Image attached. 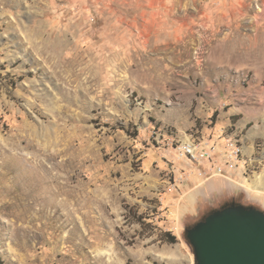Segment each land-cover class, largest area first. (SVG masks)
<instances>
[{
    "label": "rangeland",
    "instance_id": "374dc122",
    "mask_svg": "<svg viewBox=\"0 0 264 264\" xmlns=\"http://www.w3.org/2000/svg\"><path fill=\"white\" fill-rule=\"evenodd\" d=\"M262 174L264 0H0V264H195Z\"/></svg>",
    "mask_w": 264,
    "mask_h": 264
},
{
    "label": "water",
    "instance_id": "95a60500",
    "mask_svg": "<svg viewBox=\"0 0 264 264\" xmlns=\"http://www.w3.org/2000/svg\"><path fill=\"white\" fill-rule=\"evenodd\" d=\"M195 264H264V211L231 204L186 230Z\"/></svg>",
    "mask_w": 264,
    "mask_h": 264
},
{
    "label": "built area",
    "instance_id": "2783aa9c",
    "mask_svg": "<svg viewBox=\"0 0 264 264\" xmlns=\"http://www.w3.org/2000/svg\"><path fill=\"white\" fill-rule=\"evenodd\" d=\"M206 146H210V144L208 142H205L202 146L194 143L184 144L178 150V157L182 161L188 160L196 164H206L215 158L213 156L214 152L208 150ZM238 153L239 149L235 151L236 155H238ZM231 157H233V155H231ZM217 170L218 173H221V168ZM213 176H215V174H213Z\"/></svg>",
    "mask_w": 264,
    "mask_h": 264
},
{
    "label": "crops",
    "instance_id": "0c3cea01",
    "mask_svg": "<svg viewBox=\"0 0 264 264\" xmlns=\"http://www.w3.org/2000/svg\"><path fill=\"white\" fill-rule=\"evenodd\" d=\"M206 183H205V185H206ZM223 185H228L229 188H232V184L230 182H225V180H222V179L221 180L216 179V180H213V182L210 181L208 183V186H205L202 189L203 194H204L203 198L205 199V196H210V195L217 194V192H220L221 189H223V187H222Z\"/></svg>",
    "mask_w": 264,
    "mask_h": 264
},
{
    "label": "bare ground",
    "instance_id": "6f19581e",
    "mask_svg": "<svg viewBox=\"0 0 264 264\" xmlns=\"http://www.w3.org/2000/svg\"><path fill=\"white\" fill-rule=\"evenodd\" d=\"M263 180H264V174L257 176V179L255 181L256 188H261L263 186Z\"/></svg>",
    "mask_w": 264,
    "mask_h": 264
},
{
    "label": "trees",
    "instance_id": "16d2710c",
    "mask_svg": "<svg viewBox=\"0 0 264 264\" xmlns=\"http://www.w3.org/2000/svg\"><path fill=\"white\" fill-rule=\"evenodd\" d=\"M177 238L175 236H171V243H176Z\"/></svg>",
    "mask_w": 264,
    "mask_h": 264
},
{
    "label": "flooded vegetation",
    "instance_id": "af4514ba",
    "mask_svg": "<svg viewBox=\"0 0 264 264\" xmlns=\"http://www.w3.org/2000/svg\"><path fill=\"white\" fill-rule=\"evenodd\" d=\"M231 204H236V203H231ZM231 204H228V205H231ZM225 206H227V205H225ZM225 206H224V207H225ZM222 208H223V207H222ZM208 215H209V214H208ZM208 215H207V216H208ZM207 216H205L204 219H205ZM204 219H202V220H204ZM202 220H201V221H202ZM195 225H196V224H195ZM191 228H192V227H191Z\"/></svg>",
    "mask_w": 264,
    "mask_h": 264
}]
</instances>
